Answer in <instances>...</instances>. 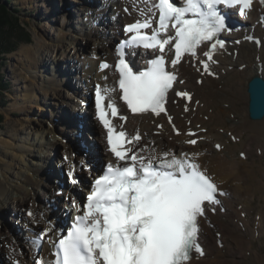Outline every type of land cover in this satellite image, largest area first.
<instances>
[{"label": "snow or ice", "instance_id": "1", "mask_svg": "<svg viewBox=\"0 0 264 264\" xmlns=\"http://www.w3.org/2000/svg\"><path fill=\"white\" fill-rule=\"evenodd\" d=\"M260 2L264 4V0ZM253 4L254 0H148L146 9L140 10L142 19L126 26L129 39L115 65L118 91L127 109L132 114H167L169 93L178 82L177 73L170 69H176L186 55L201 66L198 70L215 76L209 62L218 63L214 53L226 49L228 41L222 37L239 31L230 24L229 14L247 19ZM201 46L206 49L205 59L198 53ZM139 48L156 55L146 61V70L135 72L124 56L126 49ZM110 67L106 61L99 65L101 71ZM259 90L264 96V82ZM116 91L99 84L94 89L96 116L106 130L108 151L116 162L101 165L102 174L92 181L82 204L73 199L72 208L78 214L70 229L59 233L57 239L49 238L54 246L53 264H189L193 253L204 257L199 222L206 218V211L215 212L212 206L221 203L218 197L228 193L201 167L198 153L166 150L156 154L138 146L142 139L139 132L129 136L122 124L118 130L114 120L126 123L128 117L120 114L111 100ZM175 95L192 101L187 92ZM168 120L171 124L172 117ZM173 129L181 134L175 125ZM185 134L197 135L192 131ZM186 143L195 146L198 140ZM75 167L67 172L73 185L80 183ZM86 167L91 170L90 165ZM28 216L35 218L32 211ZM49 232L50 227L38 238L44 239ZM39 264H44L43 260Z\"/></svg>", "mask_w": 264, "mask_h": 264}, {"label": "bare ground", "instance_id": "2", "mask_svg": "<svg viewBox=\"0 0 264 264\" xmlns=\"http://www.w3.org/2000/svg\"><path fill=\"white\" fill-rule=\"evenodd\" d=\"M26 1L35 2L36 0ZM62 2L63 0H61V4ZM91 3L92 0H86V6L88 7L85 8L86 10L88 9L91 11V9L93 8L91 7ZM93 3H95V0H93ZM147 3L148 0H98L99 12L96 13L93 19L96 20L97 18L100 21V16H103V26H105L106 29H103L104 31L102 32V34L99 35V41L95 40L94 50L98 53V56L102 58L103 61L109 62V65L111 66L109 69H107L106 71H101L99 65L96 69L91 66L87 68L83 64L77 65L74 61L79 59V51L81 50L78 47L79 44L77 40H75L71 42L69 48L68 46H66L64 41L60 42L59 49L57 50L58 55L60 56H55L54 61L58 62L56 65L55 63H52L53 68H51V71L53 72L54 77H64L63 74L65 73L68 75L71 73L77 74L80 72H84L85 75H82L81 79L86 83L85 86L79 82L74 84L73 80H69V82L66 81V86L70 88V90H74V92L78 94L80 98L81 96L85 99L88 98L92 93L91 88H93L95 84H99L103 88H117V91L111 94V100L114 101L118 106H120V114L127 116L128 119L126 124L119 121L118 118L114 120V123L117 125L118 130H121L120 125L122 124V130H125L129 136H134L137 132H139V134L142 136V139L139 142L138 146H144L146 148L153 149L156 154H162L166 150H171L172 152L177 154L183 152L199 154L198 161L201 167L214 178L220 189L228 193V195L218 197L221 203L219 205L212 206L215 207V211L217 210L216 215L213 211L208 210L206 211V218H201L199 222V242L205 250V256L197 258L196 254L193 253V259L189 264H227L225 261L227 251L224 248H218V250L216 251L214 248L216 246H213L212 244L216 241V239L212 236L213 231L209 223L214 224V228L218 227L220 224L226 225V227L230 231V234L224 236V243H234L239 248L242 246V248L245 249L252 243H249L247 245L246 241L243 242V240H245V236L241 228L240 232H242V234L239 233L238 228L240 225H233V221L231 224H226L229 223L228 214L230 215V212L235 210L236 213H238V216L240 215L239 218L242 219L245 230L249 229V227L252 228L251 231L254 237L259 228L261 235L264 236V205H262L263 210H261V213L259 214L260 220L257 221L258 223L251 221L249 222L248 220H245L241 217L242 211L246 212V210H249V208H251V206H253V204L255 203V199H250L252 196L254 197V195L256 194H261V199L264 202V119L260 121H253L250 119V95L248 92L249 82L254 76L260 75L261 77H264V26L260 23V20L264 18V4H260L255 1L253 4V10L250 12L247 19L236 17V19L244 23L246 26L242 31H235L228 37L231 41V49L229 50V52L232 51L231 55L220 53L214 55V60L220 61L219 64L209 62L210 69L215 73V76L206 75L201 70H198L201 66L195 60L191 59L188 56H185L183 58V62L180 65H177L176 69H171L177 73L178 82L176 83L173 91L169 93L167 115L164 116L161 114L159 117H157L154 114H132L127 109L120 98V93L118 91V74L115 71V65L118 60L117 54L120 50V48L118 47V43L119 41H122L124 37H129L124 33L123 27L142 19L140 10L146 9ZM111 4H114L113 13H111V11L109 13V6ZM82 5L84 4L82 3ZM88 10L86 12L83 10V8L80 10L78 9V11H81L83 13V16L88 15V12H90ZM49 15L50 11H48L47 17ZM71 16H73V14H71L70 16L68 15L69 20ZM62 18H64L63 20H65L66 22L65 25L68 26L69 21L67 20L66 16H63ZM71 19H74V17H72ZM47 20H49V17ZM52 23L55 22L53 21ZM71 27L75 29L76 25L74 24ZM109 27L111 30L109 29ZM109 30L111 32H109ZM92 32L94 31L90 30L89 33ZM92 36H94V34L86 37L87 40L93 41ZM246 37L248 40L246 39ZM252 37L260 39L259 46L256 42H250V39ZM101 38L103 39V41ZM104 39H106V41H104ZM236 40H239L240 43H234V41ZM46 47L47 46L45 44H41L40 46L38 45L39 50L35 49L36 51H34V49L32 50L29 48L23 50V54L26 56V58L28 57L34 61L35 69H37L38 72L40 71L39 73L41 74V69H38L37 67L41 66L44 63L42 61L45 60H40V58L37 57V54H40L41 57L44 50L47 49ZM70 48H76L74 49L76 51L75 54H71L70 57H65L67 49ZM198 53L201 59H205V57L203 56V51H199ZM149 54L150 56L156 55V53L152 51H150ZM168 57H170L171 59V54H168ZM63 60L65 62L68 61V64H66V69L63 68V63H60ZM105 76H107V80L104 79ZM194 79H202V85L195 84ZM180 81L183 82L180 83ZM82 87H84L83 90ZM177 91L191 93L193 95L192 101L189 103L186 100L176 96L175 92ZM46 94L47 96L49 95L48 90L46 91ZM59 95L56 93L53 94V97L59 99L62 98V96ZM27 96H30L29 104H33L30 106V109H37V99H40L39 97H37L38 95L30 94ZM63 97L65 98L64 95ZM70 100H72L71 102L72 106L74 105V108L76 103H79V99L77 97L70 98ZM186 105L189 109L188 111H185ZM64 106H67L65 102H63L62 107ZM30 109L28 107H25L23 108L22 113L29 112ZM60 109L63 110L64 108ZM69 111L71 112V114H73L71 110H68V112ZM75 112L77 113L76 115L79 118L85 119V117H87L86 120H84L80 125V132L78 133L79 139L88 140L89 142L91 139L96 141L95 145L90 142L89 148L86 144L83 143L84 141L80 142V144L78 145L79 147L77 146L81 151L84 148V152L87 155L86 159H89L91 161V165L94 167V169H91L92 171L88 170L87 172L89 178H92L93 180L95 178L94 176H97V163L100 164L103 159H105L107 162H113L115 161V158L108 151L106 130L102 127L100 122L96 120L97 116L94 105L91 107L83 106L80 109H77L76 107ZM79 113H85L86 115ZM168 116L172 117L171 124L169 123ZM38 124L41 128H43L44 124H42L40 121ZM158 125H162V127H158ZM173 125H175V128L179 129V132L181 133V137L178 140L174 139V136L172 135V133L177 135L173 129ZM71 130L73 135H75L77 128L73 126ZM188 131L195 132L197 135L195 137L188 136L185 134ZM47 133L49 134V132ZM88 133L90 135L87 139ZM228 133H233V135L235 134L237 139H232V141L228 140ZM62 135L65 139L67 133L63 131ZM94 135L95 137H93ZM191 139H197L198 143L195 146L186 143V141ZM103 140L105 142L103 144L104 147H101ZM66 141L68 142V138H66ZM143 141L146 143L143 144ZM214 141H216L213 146L215 148L216 145L219 144L218 141L221 142L222 148L219 149L220 151L217 148L216 150L213 149L212 143ZM250 143H253V145H251ZM45 144L46 145L43 147L44 149L41 151L42 153H45L47 148L52 146L49 139H47V143ZM253 146L256 147L258 155L260 156L258 157V159L250 162L249 156H251ZM96 147H99L100 149L98 148L97 150ZM71 150H73V147ZM100 150L102 151L101 153ZM25 151H31V148H20L19 152H21L22 154L18 155L17 157H20V159L22 160L23 155H27ZM239 151L241 154L243 153V155H245L243 156V158L242 155H240V158L237 156V152ZM90 153L91 155H88ZM100 155H103L104 157L102 156L103 158L100 159ZM43 157H45V155ZM53 157L56 158L57 153H55ZM48 159L49 160L43 159L41 160V163L36 165L42 171V173H34V170L32 169L33 171L31 170L32 173L30 176H22L20 178L22 183L17 184L19 186H15V188L13 187V191L16 194L19 193L17 195L20 198H23V201L15 199L14 203L18 204L20 202L22 205H26L27 201H32V204H29V208H33L35 212L33 213L35 218L28 217L24 213V219L30 220L29 222H27L26 220H15L14 225L22 226L20 227V230H23L24 238L19 234H17L15 238H2L0 236V261H2L3 258L6 259V255L2 254L1 251H5V253H7V251L3 248L7 246L10 255H17V250L18 253H20V251H30L31 253L30 259L29 255H27V252H25V254H20L21 256H24L22 258H20L19 256H11V259H9L12 260V263L30 264L32 258L34 260V258L38 256L37 254H40L43 257L44 264L52 263L54 261V257L52 255L53 250L47 248L50 246V243H48L49 238L56 239L59 233L64 230V227L65 232L71 227L70 219L66 215V208L71 209V206H69L71 203L65 205L64 207L62 206L65 211L62 214L61 212H56L58 216L55 215L54 219H52L51 221V219H48V216L49 214L53 215V209L49 208V206L46 205L45 211L41 209L42 211H44L41 213L33 204V200L30 197L31 187H41L44 184L46 186H51L54 184V188H56V190L62 188V190H64L63 195H65L68 199L71 198V196L79 195V190L77 191L76 188H73V186H68L66 179V174L70 170V167L75 165L77 161H69L68 159L62 164L60 163L62 161H59V163L63 165L64 168L62 167L61 169H57V166H53L51 159ZM46 162L48 163V166ZM75 168L76 175L80 177L78 174L81 173V165L78 164ZM28 177L29 179L27 180V184L23 185L24 180ZM57 177L61 178L63 183H61ZM87 178L84 177L82 179L80 188V190L85 193L87 192L86 188L90 186L88 184L89 180L87 181ZM5 180L6 178H4V181ZM43 181L45 183H43ZM0 188L2 187L0 186ZM66 188L68 189L66 190ZM42 189L46 191L44 187ZM56 190H53L51 198H57L55 192ZM8 193L9 192L6 191V194L4 195V189H2V192L0 191L1 207H5L8 202H11L8 201L10 197ZM46 193L48 192L46 191ZM42 194L45 195L44 193ZM36 195L33 196L36 197ZM78 198L79 197L77 196V199ZM39 199L43 201V197L41 198L40 196ZM69 201H71V199ZM14 203H12L13 209H15ZM50 203H52V201ZM55 203L59 205L58 201H55ZM221 204L224 205L219 210L218 208ZM239 205L243 207L242 211H239ZM18 208H21L20 204L18 205ZM18 208L15 210L17 211ZM222 208H226L224 214L221 213ZM30 211L32 210L30 209ZM77 214L78 213L76 212L74 213L73 209L71 214L72 221L74 219V216ZM2 219H4V217H0V220ZM37 223L39 224V227L36 226ZM7 225L9 224H6L5 227ZM66 225H68V227ZM40 227H42V231L49 227L52 228V232H49L48 236L45 237L44 249L39 248L38 244L36 242L34 243L31 239L34 238L36 234L39 236V234L42 232L40 230ZM16 244H19L20 246ZM256 255L257 253H254V257L249 258V261L254 260V264H264V256L258 259ZM239 256L241 257L242 254ZM237 261L238 260L235 259V253H232L231 262L233 264H237Z\"/></svg>", "mask_w": 264, "mask_h": 264}, {"label": "rangeland", "instance_id": "3", "mask_svg": "<svg viewBox=\"0 0 264 264\" xmlns=\"http://www.w3.org/2000/svg\"><path fill=\"white\" fill-rule=\"evenodd\" d=\"M3 3L7 4L10 11L9 14L12 15L13 18L9 19L8 23L7 21L3 23L2 21H0V84H2L3 87L0 88V186L2 187L0 188V191L2 192V189H4V195L6 194V191L9 192L8 195L10 197L8 201H11L12 203H14L15 199L19 201H23V198H20L17 195L19 193L16 194L13 191V187L15 188V186H19L17 184L22 183L20 178L22 176H30L32 173L31 172L32 169L34 170V173L36 172L39 174L42 173V171L36 165L41 163V160L43 159L49 160L48 158H50L51 162L53 163V166L55 165L57 166L56 167L57 169H61L63 167V165L61 164L66 161L65 157L67 156L69 157L68 158L69 161L72 160L77 161L75 166L78 164L81 165V173L78 174L80 177L76 175V168H75V175L80 180L79 184L77 185L71 184L66 174L67 185L71 187L73 186V188H76V190L77 191L79 190L80 192L82 179L84 177L85 178L88 177L87 181L88 180L89 182L91 181V178H89L87 173L88 168L84 166L90 165L91 169L94 167L91 165V162H89V160L86 159L87 155L84 152V148L82 149L83 151L82 152L78 148L79 147L78 145L80 144L81 141H84L83 143L86 144L87 147L89 148V143L92 142L95 145L96 141L89 139L90 140L89 142L88 140L79 139L78 133L80 132V125L84 120H86L87 117H85V119L79 118L76 115L75 110L76 107L77 109H80L81 106H83V97L81 96L80 98L78 94L74 92V90H70V88L66 86V83L69 82V80H73L74 84L79 82L85 86L86 83L81 79L82 75H85V73L84 72L83 73L80 72L77 74L71 73L68 75L65 73L63 74L64 77L63 76L54 77L51 68H53L52 63H55L56 65L58 62V61H54V58L55 56L58 57L60 56L58 55V51H57L59 49L60 42L64 41L66 46H68L69 48L71 42L75 40H77L79 44L77 45L81 51H79L80 52L79 59L75 60L74 62L77 65L83 64L87 68L89 66L93 67L94 69L98 68L97 66L99 65V62L102 61V58H100L98 56V53L94 50L95 47L94 42L95 40L96 41L98 40L99 35H101L102 32L104 31L103 29H106L105 26H103L104 23L103 16H100V21L96 17H95L96 20L93 19L96 13L99 12L98 0H95V3H93L92 0L93 4L91 3V7L93 8L91 9V11L87 9L88 11H90L88 12V15L90 16L88 15L83 16V13L81 11H78V9L80 10L83 8V10L87 12V10L85 9L88 8L86 6V0H77V1L63 0L62 4H61V0H36L35 2H30L26 0H3ZM82 3L84 5H82ZM48 11H50V15L48 16L49 20H47ZM110 11L111 13L114 12V4H111L109 6V13ZM71 14H73L71 18L74 17V19L70 18L69 20L68 15L70 16ZM63 16H66L67 20L69 21L68 26L65 25L66 22L65 20H63L64 18H62ZM53 21L55 23H52ZM260 23L264 26V19H262ZM71 24L73 25L75 24L76 28L73 29L71 27L73 25ZM90 30L91 31L93 30L94 32L89 33ZM110 30L109 32H111ZM91 34H94V36H92L93 38L91 37L93 41H88L86 37L90 36ZM104 41H106V39H104ZM41 44H45L47 46L46 47L47 49L44 50L43 55H41V57L40 54H37V57H39L40 60L42 59L45 60L42 61L44 63L41 66L37 67L38 69H41L43 75L39 73L40 71L38 72V70L35 69L34 61L28 57L26 58V56L23 54V50L26 48L32 50L34 49V51H36L35 49L39 50L38 45L40 46ZM71 48L67 49V53L65 57H70L71 54H75L76 51L74 49L76 48L73 49ZM60 63H63V68L66 69V64H68V61L65 62L63 60ZM199 81L202 80L194 79L195 84L202 85V83H200ZM96 85L97 84H95V86ZM95 86L91 88V91L95 89ZM83 88L84 87H82V90ZM47 90L49 92L48 96L46 94ZM56 93L58 95L60 94L59 96H62V98L59 99L53 97V94ZM30 94L38 95L37 97L40 98L37 99L39 103L38 102L37 104L35 103L37 109H32V110L30 109V106L33 105L31 103L29 104L30 96L27 95ZM63 95L65 96V98L63 97ZM73 97H77L80 103V104L76 103L75 108L73 107L74 105L72 106V102H71L72 100H70V98ZM63 102H65V104L68 107L67 106L62 107ZM25 107H28L30 111L22 113L23 112L22 110ZM60 108H64V109L61 110ZM68 110H71L73 114H71L70 111L68 112ZM39 121L42 124H44L43 128H41L40 125L38 124ZM73 126L77 128L75 134L76 136L73 135L71 130ZM225 127H229V126H225ZM63 131L67 133L66 138H68V142L66 141V138L65 139L63 138L62 135ZM47 132H49L50 135ZM89 135L90 134L88 133L87 139ZM172 135L176 140H178L181 137V135H175L174 133H172ZM227 137L228 140L231 141L233 137L237 139L235 134L233 135V133H228ZM47 139L50 140L52 146L48 147L45 153H42L41 151L44 149L43 147L46 145L45 143H47ZM215 142L216 141L212 143V147L214 146ZM218 142L219 145L221 146L220 148H222L221 142L220 141ZM104 143L105 142L103 140L101 147H104L103 145ZM144 143L146 142L143 141V144ZM250 144L253 145V143ZM23 147L31 148V151H25V153L28 156L23 155V158L21 160L20 157L17 156L22 154L19 151L20 148ZM72 147L73 150H71ZM96 148L98 150L99 147ZM213 149L216 150L215 147H213ZM101 152L102 151L100 150V153ZM55 153H57L56 158L53 157ZM65 154H69L70 156ZM44 155L45 157H43ZM88 155H91V153ZM240 155H241L240 151L237 152V156L239 158ZM102 156L103 155H100L99 158L102 159L103 158ZM259 156L260 155H258V151L256 150V147L253 146L251 156H249L250 162H253L255 159H258ZM59 161H62L60 162L61 164L59 163ZM102 162L105 161L103 160L101 161V163ZM46 164L48 166L47 162ZM4 178H6L5 181ZM28 179L29 177L24 180L23 185L27 184ZM58 179L61 183H63L61 178ZM43 183L45 182L43 181ZM51 186L49 185L46 186L45 184L41 186L42 188L44 187V189L48 193H46V191H44L41 187H31L30 197L33 200V204L41 213L45 211L46 205H48L49 208L53 209L54 212L53 215L49 214L48 216V219H51L52 221L55 215L58 216L57 214L58 212H61L62 214L65 211L62 208V206L64 207L65 205L69 204L70 201L68 200V198H66L65 195H63L64 190H62V188L56 190V188H54L55 187L54 184ZM54 189L56 190L55 192L57 198H51V194ZM67 189L68 188H66V190ZM42 193H44L45 195H43ZM33 195H36V197ZM40 196L41 198L43 197L44 202L41 201V199H39ZM261 197H262L261 194H256L254 195V197L252 196L250 199L251 200L255 199V203L253 204V206H251V208H249V210H246V212L242 211L243 207H241L240 205L238 206L240 208L239 211H242L241 213L242 218L248 220L249 222L250 221L257 222L260 220L259 214L261 213V210H263L262 205H264V202L262 201ZM51 201L52 203H50ZM55 201H58L59 205L55 203ZM11 202H8L5 207L0 206V217L2 218L4 217V219H2L3 221L0 220V236L2 238H15L17 234L23 237L24 232L23 230H20V227L22 226L14 225V222L15 220L16 221L26 220L27 222H29L30 220L24 219L25 217L24 213L26 216H28V212L30 211V209L32 210L33 213H35L33 208H29V204H32V201L31 202L27 201L26 205H22L20 202L18 204L14 203L15 209L18 208L19 204L21 205V208H18L17 211L13 209V205ZM223 205L221 204L218 209L220 210V208ZM41 209H43L44 211H42ZM225 210L226 208H222L221 213L224 214ZM216 212L217 210L214 212L215 215L217 214ZM230 213H231L230 215L228 214L229 223L226 224H231L233 221V225L236 224L240 225L238 228L239 233L242 234V232H240V228H241L245 236L244 238L245 240H243V242L246 241L247 245L249 243L252 244L250 246H247V248L245 249L242 248V246L239 248L234 243L226 244L224 243L225 239L223 238L225 235L230 234L229 233L230 231L228 230L226 225L220 224L218 227L214 228V224L209 223L213 231L212 236L215 237L216 239V241L213 242L212 244L213 246H216L214 247L216 251L218 250V248L221 249L224 248L227 251V256L225 259L227 264H233L231 262L232 253H235V259L238 260L237 264H254L255 261L254 260L249 261L250 260L249 258H253L254 253H257L256 257L258 259L264 256V236L261 235L260 230L258 228L256 235L253 237V233L251 231L252 228L249 227V229L245 230L243 221L241 218H239L240 215L238 216V213H236L235 210ZM6 224L9 225L5 227ZM36 226L39 227V224L37 223ZM40 230L42 231V227H40ZM38 237L39 236L36 234L34 240H37ZM44 245L45 242L43 241L41 248L44 249ZM3 248L4 250L7 251V253H5V251L4 252L1 251V253L6 255V259L3 258V260L0 261V264H7V263L15 264L12 263V260H10L11 256L14 257L19 256L20 258H22L24 256H21L20 254H25V252H27V255H29V259L31 257L30 251H24V252L20 251V253H18L17 250L16 251L17 255H10L7 246ZM241 254L242 256L240 257L239 255ZM30 262L31 264L33 263L32 260Z\"/></svg>", "mask_w": 264, "mask_h": 264}, {"label": "water", "instance_id": "4", "mask_svg": "<svg viewBox=\"0 0 264 264\" xmlns=\"http://www.w3.org/2000/svg\"><path fill=\"white\" fill-rule=\"evenodd\" d=\"M256 82V87L253 88V82ZM264 82V78L260 75L254 76L249 82L248 92L250 95L249 116L253 121L264 119V96L261 95L259 84Z\"/></svg>", "mask_w": 264, "mask_h": 264}, {"label": "trees", "instance_id": "5", "mask_svg": "<svg viewBox=\"0 0 264 264\" xmlns=\"http://www.w3.org/2000/svg\"><path fill=\"white\" fill-rule=\"evenodd\" d=\"M9 8L7 4L3 3V0H0V21L8 23L9 19L13 18L12 15L9 14ZM0 88L2 87V84H0Z\"/></svg>", "mask_w": 264, "mask_h": 264}]
</instances>
